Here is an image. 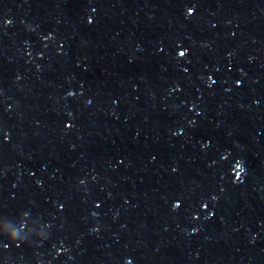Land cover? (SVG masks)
<instances>
[{
  "label": "water",
  "instance_id": "95a60500",
  "mask_svg": "<svg viewBox=\"0 0 264 264\" xmlns=\"http://www.w3.org/2000/svg\"><path fill=\"white\" fill-rule=\"evenodd\" d=\"M0 264H264V0H0Z\"/></svg>",
  "mask_w": 264,
  "mask_h": 264
}]
</instances>
